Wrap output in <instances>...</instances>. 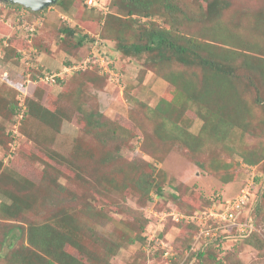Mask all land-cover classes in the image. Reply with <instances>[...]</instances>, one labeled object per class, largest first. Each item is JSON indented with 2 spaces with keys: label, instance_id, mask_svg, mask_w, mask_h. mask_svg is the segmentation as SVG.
Masks as SVG:
<instances>
[{
  "label": "rangeland",
  "instance_id": "374dc122",
  "mask_svg": "<svg viewBox=\"0 0 264 264\" xmlns=\"http://www.w3.org/2000/svg\"><path fill=\"white\" fill-rule=\"evenodd\" d=\"M209 1L211 0H153L150 7L153 12L151 19L172 31L195 37L197 42H209L216 49L218 59H222L224 54L231 57L229 64L235 71V77L232 78V99L244 102V108L237 115L257 128V122L263 114L262 107L256 103L257 95L264 96L263 77L257 68V65L264 68V0H224L227 5L221 8L217 19L208 15ZM102 3H111L110 11L114 16L104 19L82 0H69L67 11L52 4L37 11L35 15L28 12L29 20L41 18L34 42L40 50L38 62L42 64V68L54 71L66 61L86 59L96 34L106 39V44L116 59L114 66L110 67L109 79L99 75L95 77L97 72L88 71L81 75L68 74L63 83L49 85L45 80L30 81L29 75L25 74L31 54L24 39L25 33L20 29L15 30L16 24L24 23L23 19L17 20L22 15L19 9L23 8L0 0V52L3 54L0 59V160L3 163L2 169L10 173L9 177L12 175V178L18 180L26 179L28 184L25 192L35 194V208L26 213L29 221L43 222L50 210L46 190L52 182H58L64 184L68 193H71L72 200L70 203L68 201V206L76 208V216L83 222L87 218L80 211L82 195L87 200L94 193L98 205H108L103 212L114 220H95L93 227L96 238H108L110 235L116 238L123 231L127 219L131 218L129 214L133 210V215L141 213L147 219L143 230L146 241H136L119 248L110 258L111 264H214L209 259L208 252L214 253L222 264H264V248L258 250L246 243L243 237H237L239 233L224 227L225 223L218 221L215 215L224 207L225 202L236 196L249 182L252 183L249 175L255 168L260 172L261 211L256 222L252 211L259 202V195L253 197L251 192L246 205L240 209L238 220L243 222L250 215L253 219L252 231L264 240L263 166L260 163L256 166L245 164L236 153L245 151L244 149L258 150L261 147L264 152V130L257 128L260 136L234 130L231 134L232 142L224 147L219 138L215 139L208 131L201 132L203 120L198 116L195 105L186 98L182 115L177 114L179 111H172V116L163 125L172 131L173 122L176 121L192 135H200L202 153L193 155L178 142L162 150L163 146L156 141L159 139L158 135L153 132L155 123L161 124L162 120L155 116L153 108L160 99H172L174 86L162 78L151 63H145V55L125 56L116 49L118 39L129 42L136 38L137 24L145 21L146 17L128 15L127 7L120 0H100L99 4ZM26 13L23 11V17ZM66 26L74 29L76 36L59 34L58 28ZM79 35H86L87 39L82 45L75 46V37ZM14 50L22 51L21 61L17 62ZM167 66L183 70V67L174 63L169 65L163 62L162 68ZM88 69H94V65ZM3 70L8 73L5 77L1 74ZM197 72V76H200V71ZM196 82H199V77ZM13 88L21 96H39V104L54 112L58 109L56 127H50L38 118L29 116L21 124L23 128H19L16 144H12L9 132L16 118L10 111V103L16 97L11 90ZM34 91L38 95H34ZM88 112L101 113L109 127L115 126L116 132L123 134L124 141H121L122 136H115L116 139L101 143L85 126L82 117ZM117 124L124 127L122 131ZM153 146L160 147L158 153L161 157L158 159L151 157ZM212 150L218 160L226 163L229 169L227 172L233 176L232 180L225 182L220 179V173L226 171L224 169L216 173L198 166L197 160L203 161ZM108 151L117 153L119 161L116 163L143 160L151 162L156 169L163 170L166 174L164 197L151 194L144 201L132 191L122 194L106 193L109 197L106 199L98 197L89 183L83 185V181L76 182L75 173L87 172L90 175L96 166L95 159ZM70 161L76 166L77 172L69 168ZM0 188L4 190V187ZM12 192L20 194L22 189L18 192L13 187ZM169 192L178 193L179 198H173ZM58 198L59 195L56 200L61 201ZM3 199L0 193V205L4 202ZM62 199L66 203L67 197ZM111 200H115L118 209L110 203ZM186 215H191L192 220L196 216L193 220L195 226L183 218ZM16 223L0 217V264H8V259H12V246L7 245L12 240L6 238L1 241L5 237H2V233L17 225ZM196 224L209 229V233L201 234ZM90 237L92 238L91 235ZM22 242L24 240L20 238L14 245ZM202 250L206 252L199 259L197 252Z\"/></svg>",
  "mask_w": 264,
  "mask_h": 264
},
{
  "label": "trees",
  "instance_id": "16d2710c",
  "mask_svg": "<svg viewBox=\"0 0 264 264\" xmlns=\"http://www.w3.org/2000/svg\"><path fill=\"white\" fill-rule=\"evenodd\" d=\"M68 1L56 0L54 4L59 5L63 10L67 11ZM120 1L127 7L128 15L136 14L146 17V20L140 21L137 24V34L134 40L127 42L118 39L116 41V49L125 56L145 55V63H151L153 65L152 68L174 86L172 99H160L153 108L155 116L162 120L161 124L155 123L153 126V132L159 138L156 141L163 146L162 150H165V147H168V145L170 147L175 142H178L193 155L202 153L200 135H192L185 128L183 129V125H179L176 121L173 122L174 129L172 131H169L163 125L167 118L172 116V111H179L177 114L182 115L184 111L183 104L186 102V98L191 100L195 105L198 116L203 120L200 127L201 132L208 131L215 139L219 138V142H222L224 147L225 145H230L232 142L233 136L231 134L234 130H239L240 133H252L255 136H260L257 128L264 130V96L260 97L257 95L258 92L255 93L257 95L256 103L263 109V114L259 118L256 128L255 125L252 126L250 122L246 123L245 119H241L237 115L239 110L241 111L244 108V102L242 100H239V102L236 100L235 102L232 99V78L235 77V71L229 64L231 57L228 54H224L222 59H218L215 53L216 49L212 48V44L209 42H197L194 40L196 39L195 37L192 38L180 34L172 31L170 28L155 23L151 19L153 12L150 10L153 0ZM12 5L18 4L12 3ZM115 5L116 2H114L113 6L115 7ZM118 5L120 4L118 3ZM226 5L227 3L224 0L209 1L207 4L208 15L217 19L221 13V8L226 7ZM110 7L111 3L108 4L109 11L105 15L100 13L102 18L107 19V16H114V13L110 11ZM58 31L63 36H76L75 30L67 26L58 28ZM99 36L102 40L106 41L101 35ZM86 39V35L75 37V46L82 45ZM32 43H34L33 48L37 52H31L28 62L26 60L28 69L25 74H28L31 80H37L38 77L45 76L46 73H50L51 71L42 68V64L38 62V53L40 50L36 46L34 39H32ZM101 48L100 46L99 52L102 51ZM14 52L17 62L18 60L21 61L22 54L16 50ZM109 56L113 62L116 61L114 54L110 50ZM73 62V60L66 61L64 62V66H72L74 65ZM113 62L112 65L114 66ZM163 62L169 65L174 63L175 65L183 67V70L174 69L169 66L162 68ZM246 64L248 66H254L249 63ZM257 68L260 70L263 77L262 82L264 83V68L262 65H257ZM198 70L200 71V76H197ZM88 71L97 72L95 77L99 75L100 77L109 79V73L101 70L98 71L96 67L94 69H72L69 74L72 76L81 75ZM198 77L199 82L197 83L196 80ZM64 81L65 77L63 79L57 77L54 84H61ZM255 88L259 91L258 87ZM11 90L16 95L15 101L10 103L11 113L14 116L23 113L19 126L17 125L18 119H15L12 123V128L16 123L17 131L19 132V128H23L21 124L29 116L38 118L50 127H56L58 122V116L56 115L58 109H55L54 112L39 104V96L35 98L26 96L24 98L25 109H23L19 103L20 92L14 88ZM33 93L34 95H38L36 91ZM176 103H179V105H175ZM82 118L85 121V126L88 131L97 136L101 140V143L112 141L116 139L115 136H122L121 141H124L123 134L117 133L115 126L112 128L109 127V123L102 119L103 115L101 113H84ZM181 120L182 117H180ZM118 127L121 131L124 128L121 125H118ZM9 136L11 141H17L19 135L13 129H10ZM151 148L153 150L151 151V157L155 159L160 158L161 156L159 157L158 153V148L160 147L153 146ZM262 149V147L258 150L244 149L245 151H238L236 153L241 162L253 166L260 163L263 166L261 169L264 170V152ZM116 155L117 153L115 151H108L99 157V159L96 158V166L90 175H87V172L85 174H79L76 166L71 161L69 168L73 172H77L74 175L77 180L76 182L82 183L83 181V185H87V183L92 185L98 197L102 196L107 199L108 196H106V193L120 192L122 194L132 191H135L141 200L144 201L151 194L164 197V179L166 174L163 170L156 169L151 162L143 160H132L125 164H119L116 163L119 161ZM197 164L202 169L206 168L216 173H219L221 169L226 170L219 175L220 179L225 182L233 179L232 174L227 172L229 170L228 166L223 160H218L214 154V150L203 161L197 160ZM2 168L3 163L0 160V187H4V190L0 188V193L4 197V202L0 205V217L10 222H17V225L9 227L7 231L2 233V237H5L1 241L6 238L12 240V243L7 244L8 246H12V250L10 251V254L12 253V259H8V264H111L109 260L119 248L133 244L136 241L141 243L146 241L143 230L147 219L141 213L137 214L138 216L133 215L134 210L129 214L131 218L127 219L123 231L116 238H113L111 235L108 238L94 237L95 220L103 218L114 220L103 212L108 205L107 207L98 205V200L94 193L90 194L92 197L87 200H84L82 195V199L80 198V211L87 218L83 222L77 218L76 208L74 209L72 206H68L72 200L71 193H68V189L64 184L58 182H52L50 186L47 185L48 190H46V193L50 210L48 215L44 217L43 222L39 223L36 220L29 221V216L26 213L33 211L35 208V194L31 191L25 192V187L28 184L26 179L21 178V180H18L12 178V175L9 177L8 174L10 173ZM249 176L252 179L250 189L254 195L253 197L259 195V202L256 203L252 211L253 217L257 222V215L261 211V206H259L260 199L262 198L261 187L259 186L260 172L254 168V171ZM12 185H16L13 187H16L18 192L22 189V193L17 194L12 192ZM58 195V199H61L59 202L56 200ZM169 195L175 199L179 198V194L176 192H169ZM65 197H67L66 203L62 199ZM110 203L116 206L115 209H118L115 200H111ZM117 204L120 205L119 203ZM198 210L202 211L201 209ZM122 214H125V212L122 211ZM188 223L195 226L194 221H188ZM196 228L199 229L198 224H196ZM252 230L248 231L247 229L245 233H241L237 237H243L246 243L251 244L258 250H263L264 240ZM231 231L236 233L234 228ZM20 238L24 242L14 245L15 241L20 240ZM205 252L203 250L198 251V258L200 259ZM208 256L214 264H222V261L217 259L214 253L208 252Z\"/></svg>",
  "mask_w": 264,
  "mask_h": 264
},
{
  "label": "built area",
  "instance_id": "2783aa9c",
  "mask_svg": "<svg viewBox=\"0 0 264 264\" xmlns=\"http://www.w3.org/2000/svg\"><path fill=\"white\" fill-rule=\"evenodd\" d=\"M99 1L100 0H85V3L88 6H96L98 8L106 10L105 5L103 3H102V5H100ZM19 27H20V25H17V28H19ZM28 29L33 30V28H31V27H29ZM93 55L99 57L100 64L102 66V70L107 72V73H110L111 72V68H110L111 67V60H108L106 58L104 59L103 56L98 52H94ZM87 61L89 62L90 59L87 58ZM85 62H86V60L83 61V63H81L80 65L63 66L62 67L63 69L61 72H59V73H46L45 76H42V77L40 76L39 79L45 80L46 82H49V83H54V82H56L57 76H59L61 74H69L72 71V69L84 68V66H86ZM251 184L252 183L249 182L248 185H246L244 188H242L236 196H234L232 199L227 201V203L225 202L224 207L221 208L217 214H215L217 216L216 218L218 219V221L225 223L224 227L234 228V230L236 232H238L239 234L245 233L247 229H248V231H251L253 229V226H252V220L253 219L250 215H249V217L246 216L245 217L246 220H243V222L238 220V217H239L238 214L240 212V209L246 205V203L248 201V197L251 196V189H250ZM195 215L197 216V214H195ZM195 217L193 218V220L195 219ZM184 218L187 221H193L191 215H186V216H184ZM203 227L204 226L199 227V232L201 234L207 235L210 230L207 228H203Z\"/></svg>",
  "mask_w": 264,
  "mask_h": 264
},
{
  "label": "clouds",
  "instance_id": "9594fccd",
  "mask_svg": "<svg viewBox=\"0 0 264 264\" xmlns=\"http://www.w3.org/2000/svg\"><path fill=\"white\" fill-rule=\"evenodd\" d=\"M1 1H3V2H6V3H8L9 5H12V3H14V4H18V6H21L20 8H23V9H19L22 13V15H19L20 16V18L19 17H17V20H19L20 19V21H21V19H23L22 20V22H24L23 24H22V26L20 25V27L19 28H17V25H19V24H16V27H15V30L16 31H18L19 29H20V31H22V32H24L25 33V36H24V39H25V41L27 42V44H28V47H29V51H30V54H31V52H37L36 51V49H34L33 48V44L34 43H32V39H34V37L36 36V34H37V32H38V25L41 23V18L40 17H35V18H32V19H28L27 18V16L29 17L30 15L28 14V12L29 13H32V14H34L35 15V13L37 12V11H41L42 9H44V8H46V7H44V8H42V9H39V10H32V9H30V8H28V7H26V6H24V5H22V4H20V3H18V2H14V1H12V0H1ZM83 3L88 7V8H93L94 10H96V11H98L99 13H101L102 15H105L108 11H109V8H108V4H104L105 5V7H106V10H104V9H101V8H98V7H96V6H88L86 3H85V0H83ZM54 4V3H53ZM50 5H52V4H50ZM49 6V5H48ZM32 10V11H31ZM23 11H25V12H27L26 14V16H24L23 17ZM30 21V22H28V20ZM20 23V22H19ZM29 27H31V28H33V30H29L28 28ZM93 45H92V49H91V52H89L88 54H87V56H86V59H84V58H81V59H79V60H74V65H80L81 63H83V61H87V58H90L91 60L88 62L87 61V63H86V66H84V68L83 69H85V68H92V66L94 65V67H96L98 70H101V71H103L102 70V66H101V64H100V60H99V57H97V56H94L93 55V53L94 52H98V53H100L102 56H103V58L105 59H108V60H111V65H112V62H113V60L110 58V56H109V47H108V45L106 44V41L105 40H102L101 38H100V36H99V34H96V35H94L93 36V43H92ZM100 46L102 47L101 49H102V51L101 52H99V49H100ZM19 53H21L22 54V51H20ZM24 54V53H23ZM2 56H3V54L0 52V59L2 58ZM94 56V57H93ZM93 59V60H92ZM65 64L64 63H61V67H59L58 69H56V70H50L51 72L50 73H59V72H61L62 71V67L64 66ZM67 66V65H66ZM107 73V72H106ZM1 74H2V76H7V71H5V70H3L2 72H1ZM66 75H68V74H61V75H59V76H57V77H59V78H61V79H63V77H65ZM30 78V77H29ZM40 81V80H42V79H39V77H38V79L37 80H31L30 79V81H33V82H35V81ZM49 85H51V84H54V83H49V82H47ZM57 85V84H56ZM26 96H28V95H22L21 96V93H20V101H19V103L21 104V106H22V108L23 109H25V104H24V98L26 97ZM22 115H23V113H19L17 116H16V118L15 119H18V122H17V125L19 126V124H20V119H21V117H22ZM14 131H15V133L17 134V135H19V132L17 131V126H16V123L13 125V128H12ZM12 142V144H16V141H14V140H12L11 141ZM251 179V178H250ZM184 218V217H183Z\"/></svg>",
  "mask_w": 264,
  "mask_h": 264
},
{
  "label": "water",
  "instance_id": "95a60500",
  "mask_svg": "<svg viewBox=\"0 0 264 264\" xmlns=\"http://www.w3.org/2000/svg\"><path fill=\"white\" fill-rule=\"evenodd\" d=\"M18 2L32 10L42 9L50 4L55 3L56 0H12Z\"/></svg>",
  "mask_w": 264,
  "mask_h": 264
}]
</instances>
